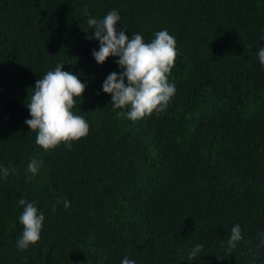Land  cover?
I'll return each instance as SVG.
<instances>
[{
	"label": "trees",
	"instance_id": "trees-1",
	"mask_svg": "<svg viewBox=\"0 0 264 264\" xmlns=\"http://www.w3.org/2000/svg\"><path fill=\"white\" fill-rule=\"evenodd\" d=\"M85 8L118 11L129 38H176L165 112L131 121L113 110L102 83L121 70L94 60ZM262 36L264 0H0V165L14 169L0 182V264H264ZM57 64L87 85L73 112L89 133L45 151L26 104ZM20 198L45 215L23 251ZM235 224L243 239L229 248Z\"/></svg>",
	"mask_w": 264,
	"mask_h": 264
},
{
	"label": "clouds",
	"instance_id": "clouds-1",
	"mask_svg": "<svg viewBox=\"0 0 264 264\" xmlns=\"http://www.w3.org/2000/svg\"><path fill=\"white\" fill-rule=\"evenodd\" d=\"M83 14L88 16V29H94L93 35L86 36V39L99 41L98 50L92 51L96 63L102 66L109 57H113L121 70L110 73L102 83V92L111 96L113 110L126 109L118 115L131 121L165 112L177 91L175 84L169 82L177 56L176 38L166 29L155 32L149 42H145L140 33H132L129 38L127 28L119 23L121 16L116 10L108 11L101 19L93 18L87 8ZM118 24L123 28L118 29ZM261 39L264 40V36ZM255 54L264 68V46L258 45ZM63 68L64 64H57L54 70L38 79L26 104L31 118L25 124L36 132L35 142L45 151L55 149L61 143L71 148V142L79 141L89 133L87 120L73 112L77 98L82 97L87 85ZM41 164L35 158L29 162V179L38 174ZM11 172L14 169L0 165V182L7 180ZM18 206L22 208L18 221L23 230L16 247L23 251L40 241L45 215L35 202L24 198L18 200ZM63 206L67 209L71 202L65 198ZM261 236L264 237V233ZM242 239L241 226L233 225L228 239L229 248L236 247ZM261 244L264 245V239ZM202 250L203 245H195L188 259H195ZM121 264H136V261L124 257Z\"/></svg>",
	"mask_w": 264,
	"mask_h": 264
}]
</instances>
